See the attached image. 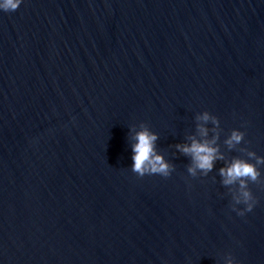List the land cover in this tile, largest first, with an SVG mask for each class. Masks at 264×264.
I'll return each instance as SVG.
<instances>
[{"label":"water","instance_id":"obj_1","mask_svg":"<svg viewBox=\"0 0 264 264\" xmlns=\"http://www.w3.org/2000/svg\"><path fill=\"white\" fill-rule=\"evenodd\" d=\"M142 128L167 176L132 171ZM193 137L223 156L206 173ZM235 158L264 161V0L0 12V264H264V162L246 211Z\"/></svg>","mask_w":264,"mask_h":264},{"label":"clouds","instance_id":"obj_2","mask_svg":"<svg viewBox=\"0 0 264 264\" xmlns=\"http://www.w3.org/2000/svg\"><path fill=\"white\" fill-rule=\"evenodd\" d=\"M24 0H0V12H11L19 8ZM198 119L208 121L211 119L209 113L205 112ZM202 135L207 134V130L200 129ZM243 138V133L234 130L231 136L226 141L229 145L239 143ZM157 135L147 128H142L135 134V143L132 144V171L138 175L145 174H159L167 176L169 174L170 165L159 154L155 148V141ZM179 151L190 155L192 157V165L189 167V172L195 174L197 170L206 173L214 166V161L223 159L222 154L219 153L217 147L213 142L201 141L195 137L191 138L188 144H178L176 146ZM250 156L253 154H249ZM260 158L256 159V163L240 158L233 159L226 167L220 169V175L223 177L225 185H231L239 182L240 194L236 197L237 202L241 200L247 205L246 211H251L253 202L251 193L247 190L246 182L248 180L255 181L258 178L259 171L256 164L262 163ZM243 216L244 211L238 213ZM226 264H241L240 261H234L230 257Z\"/></svg>","mask_w":264,"mask_h":264}]
</instances>
